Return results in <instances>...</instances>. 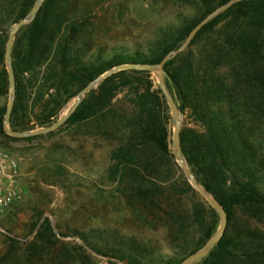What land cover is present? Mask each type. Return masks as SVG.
<instances>
[{
  "label": "trees",
  "instance_id": "obj_1",
  "mask_svg": "<svg viewBox=\"0 0 264 264\" xmlns=\"http://www.w3.org/2000/svg\"><path fill=\"white\" fill-rule=\"evenodd\" d=\"M36 1L0 0L2 141L38 137H11L3 125L10 96L9 29ZM176 1L195 4L198 17L167 24L153 39L133 42L132 51L122 44L134 38L128 0H45L13 45L16 97L10 129L52 125L85 86L118 65L159 63L230 0ZM165 75L179 108L197 126L182 129L183 154L228 213L225 235L197 264H264V0H242L210 21L165 65ZM171 125L150 71L124 70L105 79L63 126L74 127L78 136L75 180L62 161L45 166L37 180L64 188L69 202L77 193L82 196L81 209L91 222L71 225L61 216L53 226L47 217L41 223L40 214L30 241L3 234L0 264L93 263L89 249L110 262L180 264L198 251L218 229L219 218L176 162ZM113 217L127 233L107 226ZM160 230L175 251L168 260L156 256L145 235ZM73 237L80 242L65 240Z\"/></svg>",
  "mask_w": 264,
  "mask_h": 264
},
{
  "label": "rangeland",
  "instance_id": "obj_2",
  "mask_svg": "<svg viewBox=\"0 0 264 264\" xmlns=\"http://www.w3.org/2000/svg\"><path fill=\"white\" fill-rule=\"evenodd\" d=\"M128 2L134 38L132 41H124L122 44L132 51L135 49L133 42L143 44L145 41L153 39L159 29L167 24L181 25L183 20L189 21L199 15V10L195 4L182 5L176 0H128ZM152 75L156 86H158L156 74L152 72ZM73 101L74 98L63 108L59 117L52 124L68 112L69 106ZM5 102V99H0V105ZM189 127L197 128L191 118L187 114H183V128ZM173 129L172 123V135ZM77 137L74 127H63L50 134L38 135L32 141L0 140V147L11 152L19 164L20 177L18 179V187L22 191L21 201L0 213V253L5 250L3 234H10L23 242L30 241L37 232L36 230L32 231V224L40 214L42 216L41 221L47 217L50 218L51 222L53 221L54 225L56 218L61 216L64 222L71 225L91 222L90 217L81 209L82 196L78 193L69 202L67 201L69 195L64 188L37 183V180L42 177L41 170L55 161L65 163L70 169V179L72 181L75 180L77 167L79 166V163L75 161ZM88 148H91V142L88 143ZM53 213H56V216ZM114 218H111L113 220L107 226L116 227L127 233L125 224L114 220ZM145 235L149 240L153 241L157 248V257L167 260L175 257V251L169 246L167 241L166 231L147 232ZM198 235L197 233L195 236L197 241ZM65 240L79 243L77 237L66 238ZM195 243L196 240L190 242V245H195ZM92 255L94 256L92 259L93 263L85 260L82 264H123L119 260L113 259L110 262L108 258L97 256L94 253Z\"/></svg>",
  "mask_w": 264,
  "mask_h": 264
},
{
  "label": "water",
  "instance_id": "obj_3",
  "mask_svg": "<svg viewBox=\"0 0 264 264\" xmlns=\"http://www.w3.org/2000/svg\"><path fill=\"white\" fill-rule=\"evenodd\" d=\"M242 0H230L228 3L218 7L212 13H210L204 20H202L188 35L183 44L176 50L169 52L159 63L151 64V63H125L122 65H118L110 70H108L103 75L97 77L93 81H91L87 86H85L75 97L74 101L70 104L68 112L63 115L57 122L54 124L39 128L31 131H12L10 129V119L12 108L14 105L15 97H16V82H15V73L12 63V50L15 42L16 34L25 26L31 24L37 17L43 3L45 0H37L32 10L24 17L21 21L15 23L9 29L8 40L6 44V54H5V63L8 70V79L10 85V96L9 102L7 106L6 116L3 122L4 130L7 135L14 138H28L32 136L38 135H46L50 134L54 131L62 128L66 122L70 119L76 109L80 106V104L84 101L86 96L91 92L96 90L100 84L107 79L108 77L116 74L118 72L124 70H147L151 73L154 72L156 74V82L158 84L159 89L162 92V95L169 107L172 123L174 126L173 135H172V144L171 150L172 154L175 157L176 162L181 168L185 178L190 183V185L199 193V195L217 212L220 218V225L216 232L205 242V244L196 252L187 256L180 264H197L202 261L206 257L210 255L212 250L216 247L217 243L221 240V238L225 235L229 220L228 213L226 209L217 201V199L198 181L195 174L192 172L182 149L181 143V132L183 129V112L179 108V104L177 103L175 96L170 91L165 75V65L179 54L183 53L188 49L191 45L194 38L200 32V30L207 25L210 21L217 18L223 12L228 10L233 4L240 2ZM43 221V220H42ZM41 221V223H42ZM53 224V221H52ZM40 226V225H39ZM37 227L36 231L38 230ZM54 226V224H53ZM80 242V240H79ZM89 249V248H88ZM92 253L99 256L91 249H89Z\"/></svg>",
  "mask_w": 264,
  "mask_h": 264
},
{
  "label": "built area",
  "instance_id": "obj_4",
  "mask_svg": "<svg viewBox=\"0 0 264 264\" xmlns=\"http://www.w3.org/2000/svg\"><path fill=\"white\" fill-rule=\"evenodd\" d=\"M19 164L8 150L0 147V213L9 209L22 199L18 187Z\"/></svg>",
  "mask_w": 264,
  "mask_h": 264
}]
</instances>
